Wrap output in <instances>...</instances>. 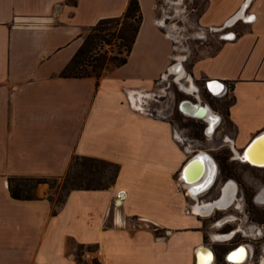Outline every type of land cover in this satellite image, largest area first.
<instances>
[{
  "label": "crops",
  "instance_id": "1",
  "mask_svg": "<svg viewBox=\"0 0 264 264\" xmlns=\"http://www.w3.org/2000/svg\"><path fill=\"white\" fill-rule=\"evenodd\" d=\"M128 2L0 0V264H78L74 254L96 245L104 259L95 264L216 260L220 232L206 238L198 206L185 212L188 189L180 173L194 150L179 140L158 91L169 79L180 85L171 72L178 56L181 82L197 79L206 87L210 79L223 81L232 96L225 117L233 129L224 141H230V159L239 160L233 148L241 153L264 130V0L250 1L244 17L231 25V37L223 36L226 24L244 0H206L191 21V35L218 32L221 43L188 70L187 55L176 53L184 27L160 11L158 0H138L142 21L126 63L99 77L60 75L81 45L83 29L121 15ZM193 10L181 9V19ZM75 156L116 165L113 180L104 187L71 189L57 208L45 195H11L12 178L62 176ZM226 179L218 185L219 196ZM119 191L123 198L116 206ZM236 193L227 208L240 213ZM252 201L264 206V188ZM244 226L235 229L243 237L263 233ZM262 259L264 243L259 264Z\"/></svg>",
  "mask_w": 264,
  "mask_h": 264
},
{
  "label": "rangeland",
  "instance_id": "2",
  "mask_svg": "<svg viewBox=\"0 0 264 264\" xmlns=\"http://www.w3.org/2000/svg\"><path fill=\"white\" fill-rule=\"evenodd\" d=\"M158 1L161 7L160 11L164 14H173L174 21H176L175 25L178 27H184V30L181 33L184 36L182 39L181 50L176 53L187 55V60L185 61L187 70L195 59L212 54L216 51L221 43L217 38L218 32L212 33L205 31L202 35L203 38L191 35L194 31L193 23L191 21L196 20V16L201 13L206 0ZM186 8L189 9V11L194 8L195 12L193 10L185 19H181L182 12L180 10H187ZM174 9H178L180 12L176 14L174 13L175 11H173ZM118 26H120V24ZM233 27L234 26H227L224 30L223 36L228 37L226 35L229 32H232L231 29H233ZM106 49L108 50V56L115 53L110 52V45L104 44L102 47H97L96 50H93L90 54L95 56L97 55L96 52L99 53ZM179 57L181 56H178V58ZM178 62L180 61L177 59V64ZM105 65H107L109 70L114 68L112 63H106ZM108 69H103L102 75L106 74L109 71ZM176 79H179L180 85H177L169 79L168 82L165 81L163 85L160 86L162 89L158 92L161 93L160 96L162 97L159 101L162 106L171 113L170 119L174 124L176 133L181 138L182 143L190 149H193L194 152L200 151L205 154L209 153L215 159L218 165V174L215 183L209 189L210 193L208 194V198L218 200L222 196H219L220 189L218 187V185L223 182V179L219 175V171L221 170L222 177H227L228 179H226V181H231L235 184L237 189L235 196L238 198L236 202L239 204L241 203L243 207L240 213L235 212L233 207H229L225 210L216 211V213L209 218H204V233L206 238H209V234L212 233L224 232L227 234L225 239L223 238L222 241L220 239L217 241L218 243H215V247L218 250L215 263H221L223 260L222 258L221 260H218V256L221 255L224 257L227 250L237 243H248L249 245L254 246L255 253L258 255L261 250V244L264 243V229H262L263 233L261 234L253 235L250 233L244 237L241 236L239 230L235 229L238 226L246 225L244 228H241L245 230L247 225H252L253 227L251 228V231H253V229L261 224L260 222L264 221V206H257L252 201L253 195L261 188H264V168L253 167L240 160L230 159L232 151L227 142L229 139L227 138L225 142L224 138L225 135L231 136V132H233V129L228 124L225 117L227 106L232 100L231 93L229 89L225 88L221 94L215 95L210 92L200 80L194 79L187 83L184 79L181 82L179 77ZM181 84H183V86ZM191 84L193 85L192 90H186L185 87L188 85L190 86ZM183 99H190L194 102L199 100L203 104L206 103L212 110L216 109L213 110L214 112L218 113L220 116L222 113L225 118L223 120L221 116V120L215 130L211 134H206L205 128L207 123L204 119L187 116L179 110V102ZM148 102L153 104L154 100L151 99L148 100ZM234 149L235 148H233V150ZM114 172L115 167L108 162L94 158H81L75 156L72 158L68 171L62 176L40 179L16 177L12 181V187L28 193L32 197L45 195L50 199L53 207L57 208L64 201L66 194L73 186H78V184H81L82 186L88 184L92 186L108 185ZM241 190H243L244 193H242ZM188 193H191V190L189 191L188 189ZM243 196H245L246 202L242 199ZM231 215L235 217H231ZM221 218L222 221L215 225L216 223H214V221ZM212 223H214V226ZM230 229L232 230L229 231ZM263 261L264 259H262V264Z\"/></svg>",
  "mask_w": 264,
  "mask_h": 264
},
{
  "label": "trees",
  "instance_id": "3",
  "mask_svg": "<svg viewBox=\"0 0 264 264\" xmlns=\"http://www.w3.org/2000/svg\"><path fill=\"white\" fill-rule=\"evenodd\" d=\"M141 21L142 13L138 0H129L126 10L121 15L101 18L95 24L87 26L85 28L86 30L84 29L80 34L82 37L81 45L67 65L62 69L60 75L72 77L92 75L99 77L102 75L103 69H108L107 65H105L106 63H112L114 67L126 63L135 42ZM119 24L120 26H118ZM104 44L110 45V52L115 53L108 56V50L106 49L99 53L96 52L97 55L95 56L90 54L93 50H96L97 47H102ZM112 165L115 167L116 171L117 166L114 164ZM114 175L110 178V181L113 180ZM220 176L222 179L227 178L222 177L221 170ZM13 180L14 178L10 180V192L13 197L19 199L32 198L28 193L13 188ZM104 186H92L90 184L82 186L78 184V186H73L72 189ZM221 258H223V256H218V260H221Z\"/></svg>",
  "mask_w": 264,
  "mask_h": 264
},
{
  "label": "bare ground",
  "instance_id": "4",
  "mask_svg": "<svg viewBox=\"0 0 264 264\" xmlns=\"http://www.w3.org/2000/svg\"><path fill=\"white\" fill-rule=\"evenodd\" d=\"M239 13L236 15V16H238V19H241V17H244V13L243 12L240 13V14ZM235 18L231 19L228 22V24H226V26H231L232 25L231 22ZM181 60H182V57H179L178 61H181ZM173 67H175V69H176L178 67V65H174ZM175 69L171 67V72L176 73L177 76L181 79V77L184 74V70L178 71V69H176V70ZM181 85L183 86V84H181ZM192 88H193L192 84L190 86L188 85V86L185 87V89L188 90V91H191ZM199 115H201L200 117H202L204 115V113L201 111L199 113ZM209 115H210V111H209V106L207 105L205 107V115L203 116L204 119H208ZM200 117H198V118H200ZM209 131L210 130L207 129L206 133H209ZM258 135L259 134H257L256 136H258ZM253 138L250 140V142L253 140ZM227 141H229V140H227ZM247 145H246V147H247ZM244 149H243V151L241 153H238L237 150L234 149L235 155L236 156H240V157H244L245 163H247V164H249V165H251L253 167L264 168V135H262L253 144H251L250 147L246 150V152H244ZM200 155L201 156H199V157H201V158L204 157V156H208V154H205V153H202V152H200ZM236 158H238V157H236ZM246 159L248 161H246ZM201 160H200V162H201ZM209 160H211V159H209ZM192 173H194V176H193L194 180L192 181V182H194L193 184L188 185L187 182H185L183 180V178H182V170H181V173H180V179L185 184L186 187L193 188V190H197L198 192H201V191L207 189L209 187V185L212 184V182L214 181L215 167L213 166L212 161H209L208 164L205 163L204 167H202V165L196 164L192 168ZM234 190H235V187L232 184H227L226 187L223 190V193H222V196H221L220 199L212 201V202H207L205 204L201 203V205L204 206V208H206L205 212L208 211V207L209 206L216 205V206H218L220 208L221 206L225 205L226 202L227 203L230 202L232 197H234L233 196V193H235ZM196 210H198V211L200 210L201 211V209H199V207L196 208ZM245 249H246V247L244 245V248H243L244 256L241 257L239 261H237V258L235 259V257L237 256L236 255L237 253L235 254V257H232L233 260H235V262L237 261V263H239V262H241V261H243L245 259L246 255H247V250H246V254H245Z\"/></svg>",
  "mask_w": 264,
  "mask_h": 264
},
{
  "label": "water",
  "instance_id": "5",
  "mask_svg": "<svg viewBox=\"0 0 264 264\" xmlns=\"http://www.w3.org/2000/svg\"><path fill=\"white\" fill-rule=\"evenodd\" d=\"M251 0H244V2L242 3L241 7L239 8V10L233 15L230 17V19L234 18L240 11H244L247 9L249 3H250ZM249 17V16H248ZM248 17L246 18V20L248 19ZM242 18V17H241ZM245 19V18H243ZM238 20V16H236V18L231 22L232 24ZM233 35L232 32H229L228 33V37H231ZM174 65H178V67L176 69H178V71L180 70H183V65L180 62H175L173 65H172V68ZM175 69V68H174ZM175 69V70H176ZM206 87L212 91L214 94H220L223 90H224V82L221 81V80H216V79H210L206 82ZM215 87V88H213ZM208 104L206 103H202L201 104V101L197 100V101H192L190 99H183L179 102V110L184 113L185 115L187 116H192V117H200L201 115H199V113L202 111L205 115V107L207 106ZM209 106V105H208ZM209 111H210V115L208 116V119H204V115L202 117H200L201 119H204L206 121V128H205V133H206V130L209 129V133H206V134H211L215 128L217 127L218 123L220 122L221 120V116L214 112L210 106H209ZM259 135L258 136H255L253 138V140L247 145V147L244 149V152H246V150L250 147L251 144H253L258 138H260L262 135H264V130H262L261 132L258 133ZM201 156L200 155V151H197L196 153H194L185 163L184 167L182 168V178L185 182H187L188 184H193L194 182H192L194 179H193V176H194V173H192V168L193 166H195L196 164H199V165H202V167H204L205 163L208 164L209 161H212L213 163V166L215 167V177L217 175V172H218V165L215 161V159L208 153V156H204V157H199ZM242 160H244V157H241ZM202 159V160H201ZM211 159V160H209ZM201 160V162H200ZM204 161V162H203ZM245 161V160H244ZM246 161H248L246 159ZM208 162V163H207ZM214 177V179H215ZM229 184H232L234 187H235V184L233 182H230ZM228 203L226 202L225 205H227ZM216 206V205H214ZM214 206H209V210L212 209V207ZM244 246L240 245L238 247L237 250L235 251H232V252H229L227 253L226 255V260L227 261H232V262H235V260H233L232 257H235V254L238 253L240 250H243ZM245 254H246V249H245ZM244 256V250H243V255H240V256H236L235 259L237 258V261L240 260L241 257ZM236 261V262H237Z\"/></svg>",
  "mask_w": 264,
  "mask_h": 264
},
{
  "label": "built area",
  "instance_id": "6",
  "mask_svg": "<svg viewBox=\"0 0 264 264\" xmlns=\"http://www.w3.org/2000/svg\"><path fill=\"white\" fill-rule=\"evenodd\" d=\"M210 92H212V91H210ZM215 95H217V94H215ZM140 106L142 108H144L148 112H153L152 110H150L149 107H145L144 105L142 106L141 104H140ZM159 114H161V113L159 112ZM177 136H178V134H177ZM178 138L182 142V140H181V138L179 136H178ZM196 152H194V153H196ZM239 160L242 161V162H245L244 160H242L241 157L239 158ZM217 174H218V172H217ZM216 178H217V175H216V177H215V179H214L213 182H215ZM213 182H212V184H213ZM230 182L231 181H227L226 182V185L229 184ZM212 184H210L207 189H205V190H203L201 192H198L197 190H193V188L187 187V189H189V191L191 190V193H189V194L187 193V196H188V199L189 200H188V203H187V207L185 208V212H187V213L194 212V207L197 205L198 207H200L199 209H201V211H203V213H199L198 211H196L195 213L197 215H200L204 219V218H209V217L213 216L216 213V211L224 210L225 208H227L229 206L230 202H228L227 205L221 206L220 208L218 206H214L210 210L208 208V211L205 212L206 208H204V206L201 205V201L202 200H205V202H208V201H213V200H216V199H208V198H206V199H203L202 198L201 199L202 196L201 197H198V195L199 194H202L203 195L208 189H210V187H211ZM179 185L180 186L181 185L184 186L183 183L182 184L179 183ZM188 185H190V184H188ZM235 189H236V186H235ZM121 193L122 192L119 191L117 193L116 197H115L114 205H116V206L117 205H120L121 200L123 198V194H121ZM233 195H234V193H233ZM221 219H218V220L214 221V223H216L218 221H221ZM256 228L264 229V224H260ZM220 234H221L220 235L221 238H219V240L221 239V241H222L223 240L222 237L226 233L220 232ZM240 245H245V247H246L247 255H246L245 259L243 261L239 262V263L232 262V261H227L226 258H225L226 255H227V253L237 250ZM74 259H76V261H77L78 264H95V263H101L103 261V259H104V251H103V248L100 245H96L94 247H84V248H81L77 254H74ZM223 259H224V261L227 264H259V262L257 260V255L255 253V247L252 246V245H249L248 243H237L236 245H233L232 246V249L226 252V254L224 255ZM209 264H211V262Z\"/></svg>",
  "mask_w": 264,
  "mask_h": 264
},
{
  "label": "flooded vegetation",
  "instance_id": "7",
  "mask_svg": "<svg viewBox=\"0 0 264 264\" xmlns=\"http://www.w3.org/2000/svg\"><path fill=\"white\" fill-rule=\"evenodd\" d=\"M219 175H220V171H219ZM241 188V187H240ZM242 191V193H244V191L243 190H241ZM210 193V191H209V189L202 195V194H199L198 195V197H201V199L203 198V199H206V198H208V194ZM244 201L246 200V198H245V196H243V198H242ZM208 202H212V201H208ZM246 202V201H245ZM201 203H203V204H205V203H207V202H205V201H201ZM194 209H195V207H194ZM232 229H230L229 231H231ZM235 235V234H234ZM234 237V236H233ZM244 246V245H243ZM218 250H217V248H215V252H216V257H217V252ZM222 262L221 263H219V264H227L225 261H224V259L222 258ZM216 264V263H215Z\"/></svg>",
  "mask_w": 264,
  "mask_h": 264
},
{
  "label": "snow or ice",
  "instance_id": "8",
  "mask_svg": "<svg viewBox=\"0 0 264 264\" xmlns=\"http://www.w3.org/2000/svg\"><path fill=\"white\" fill-rule=\"evenodd\" d=\"M236 255L237 256L243 255V250H240Z\"/></svg>",
  "mask_w": 264,
  "mask_h": 264
}]
</instances>
